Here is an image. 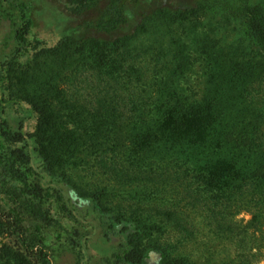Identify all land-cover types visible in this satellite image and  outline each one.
I'll use <instances>...</instances> for the list:
<instances>
[{"label": "trees", "instance_id": "16d2710c", "mask_svg": "<svg viewBox=\"0 0 264 264\" xmlns=\"http://www.w3.org/2000/svg\"><path fill=\"white\" fill-rule=\"evenodd\" d=\"M145 1L67 0L97 35L46 47L28 3L0 0L22 18L0 87L37 116L0 124V264H54L93 228L103 264L264 262V0ZM226 243L234 257L206 261Z\"/></svg>", "mask_w": 264, "mask_h": 264}, {"label": "rangeland", "instance_id": "374dc122", "mask_svg": "<svg viewBox=\"0 0 264 264\" xmlns=\"http://www.w3.org/2000/svg\"><path fill=\"white\" fill-rule=\"evenodd\" d=\"M30 6L28 18L32 21L29 39L31 41H42L46 47H54L59 41L66 37L77 40L88 35H97L93 30H87L85 19L72 15L66 10L67 0H25ZM146 8L151 9L159 6H170L173 8L191 7L195 0H146ZM141 4H132L128 11L129 29L136 25L141 11ZM9 7V6H8ZM0 8V82H3V63H7L12 51L16 47L15 34L17 24L21 25V16L11 8ZM18 14V15H16ZM17 25V26H16ZM123 33V32H122ZM121 33V34H122ZM102 35V34H101ZM189 94L200 98L204 93L205 77L200 62L195 65L194 72L189 75ZM0 124L13 131L22 133L33 132L37 124V116L23 101L13 99L0 87ZM197 98V99H198ZM67 198L71 204L75 205L80 211H85L88 202L80 199L77 194L65 188ZM239 219L248 221L250 218L241 215ZM84 221V220H83ZM95 224L94 222H92ZM92 234L79 243L77 253H64L57 257L54 264H103V257L110 256L114 250L113 242H109L101 237L98 231L92 230ZM224 255L234 257L233 248L230 244L216 245L206 255V261L212 263L223 259ZM205 261V260H204ZM152 263H156V258L152 257ZM259 264H264L261 262Z\"/></svg>", "mask_w": 264, "mask_h": 264}]
</instances>
